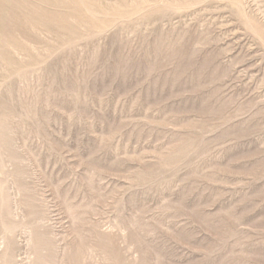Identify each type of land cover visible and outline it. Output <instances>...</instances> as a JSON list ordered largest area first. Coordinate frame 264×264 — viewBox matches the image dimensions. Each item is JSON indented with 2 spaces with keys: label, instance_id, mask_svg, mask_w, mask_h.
<instances>
[{
  "label": "rangeland",
  "instance_id": "obj_1",
  "mask_svg": "<svg viewBox=\"0 0 264 264\" xmlns=\"http://www.w3.org/2000/svg\"><path fill=\"white\" fill-rule=\"evenodd\" d=\"M0 264H264V0H0Z\"/></svg>",
  "mask_w": 264,
  "mask_h": 264
}]
</instances>
